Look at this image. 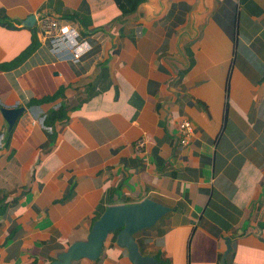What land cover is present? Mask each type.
<instances>
[{
    "label": "crops",
    "instance_id": "0c3cea01",
    "mask_svg": "<svg viewBox=\"0 0 264 264\" xmlns=\"http://www.w3.org/2000/svg\"><path fill=\"white\" fill-rule=\"evenodd\" d=\"M49 19L70 30L44 36ZM13 106L0 264H153L116 230L95 259L61 257L110 206L143 200L167 211L133 234L141 257L264 264V0H0V107Z\"/></svg>",
    "mask_w": 264,
    "mask_h": 264
},
{
    "label": "water",
    "instance_id": "95a60500",
    "mask_svg": "<svg viewBox=\"0 0 264 264\" xmlns=\"http://www.w3.org/2000/svg\"><path fill=\"white\" fill-rule=\"evenodd\" d=\"M21 112L22 108L16 106L11 108L0 107L6 137L12 131ZM165 211H167L166 207L150 200H143L130 205L110 206L101 218L94 223L87 241L72 245V247L62 254V262H70V260H76L81 257L95 259L100 254L103 241L106 239L108 233L120 229L117 242L127 247L129 256L134 262L140 261L157 264L151 258L140 256L133 234L142 228L152 226ZM227 246L230 247L229 244ZM224 258L222 264H224Z\"/></svg>",
    "mask_w": 264,
    "mask_h": 264
},
{
    "label": "built area",
    "instance_id": "2783aa9c",
    "mask_svg": "<svg viewBox=\"0 0 264 264\" xmlns=\"http://www.w3.org/2000/svg\"><path fill=\"white\" fill-rule=\"evenodd\" d=\"M69 24L66 25H60L58 23V21L54 20V19H49L48 21H44L43 22V34L44 36L48 37L50 35H53L54 32H57L58 34H65L69 31ZM75 57L78 56V54H74ZM179 129H180V133L182 136V143L186 144V142L189 140L193 128H192V124L189 122L188 119L183 118L180 122H179ZM144 146V140L143 139H138L135 143V148L136 150H141L142 147Z\"/></svg>",
    "mask_w": 264,
    "mask_h": 264
},
{
    "label": "trees",
    "instance_id": "16d2710c",
    "mask_svg": "<svg viewBox=\"0 0 264 264\" xmlns=\"http://www.w3.org/2000/svg\"><path fill=\"white\" fill-rule=\"evenodd\" d=\"M229 127H230V129H229L230 135L229 136H233L235 139H238V140L244 139V134L242 133V130H243L242 127H239L238 125H235L232 123H229ZM119 231H120V229L116 230L117 233H119Z\"/></svg>",
    "mask_w": 264,
    "mask_h": 264
}]
</instances>
